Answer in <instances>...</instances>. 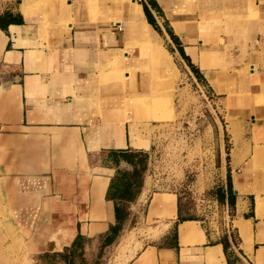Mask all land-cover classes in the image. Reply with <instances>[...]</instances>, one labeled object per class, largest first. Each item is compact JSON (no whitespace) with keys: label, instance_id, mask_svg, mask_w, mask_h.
<instances>
[{"label":"crops","instance_id":"obj_1","mask_svg":"<svg viewBox=\"0 0 264 264\" xmlns=\"http://www.w3.org/2000/svg\"><path fill=\"white\" fill-rule=\"evenodd\" d=\"M148 2L159 30L134 0L95 21L84 0L0 5V184L12 225L29 255L68 264V249L79 236L92 245L78 250L84 257L116 229L110 250L117 247L132 222L130 211L147 204L143 223L158 234L152 231L125 264H264V0ZM135 5L162 46L171 45L186 67L198 69L195 76L224 120L221 188L224 206L233 196L229 209L238 238L231 262L201 221L179 220L175 193L150 194L147 174L134 202L118 201L110 191L118 170L133 171L120 154H149L158 123L125 121L120 127L132 113L116 103L126 93H151L150 51L130 24ZM123 68L130 71L124 88ZM168 194L175 197L171 217L164 207ZM46 201L55 212H43ZM116 204L130 213L119 225ZM119 261L118 255L114 264Z\"/></svg>","mask_w":264,"mask_h":264},{"label":"rangeland","instance_id":"obj_2","mask_svg":"<svg viewBox=\"0 0 264 264\" xmlns=\"http://www.w3.org/2000/svg\"><path fill=\"white\" fill-rule=\"evenodd\" d=\"M7 1L0 0V5ZM39 1L41 4L51 5L56 0ZM84 1L88 3V8L94 14L92 21L98 18L106 20L120 7L112 0ZM134 1L144 6L150 4L148 0ZM138 24L141 33L136 32V34L150 51L152 59L149 73L151 93L149 96L126 93L116 103L132 113V115L127 114L120 127L123 131L125 121L144 123L127 120L131 119L134 113L143 112V110L149 117L145 125H150L151 121L158 122L154 124L156 127L152 128L154 146L149 152L147 183L151 187L150 194L155 191L175 193L180 199L183 215L186 218L201 221L209 233L217 234L221 240L224 236V204L219 203L216 196L224 183V155L228 149L225 142L227 135L224 130V120L213 102L209 89L198 80L189 64H187L188 69L181 62V58L173 54L171 45H166L171 54L169 58L170 54L162 46L161 37L160 41H156L157 48L146 44L142 38L145 36L152 38L153 27L147 21L146 23L138 21ZM125 59L128 58L125 57ZM152 62L161 75L158 74ZM129 73L128 69H120L119 79L123 88ZM139 101V108H134ZM137 139L141 141L140 136ZM146 205L142 207L143 209L130 211L133 216L132 222L122 241L117 247L109 249L105 259L99 261V264L104 262L114 264L118 255L119 264H125L147 244L145 238H150L152 233L158 234L155 232L158 230H150L143 223ZM128 240L133 241L131 243L133 245L130 244L133 248L128 247L129 249L125 251L124 247L127 246ZM86 244L92 247L90 242ZM27 246V241L24 242L23 238H18L17 229L12 225L0 184V264H62L64 262L55 257L29 255L32 254V250H29ZM130 249L131 254L134 255H130L131 257L127 259ZM97 252V249L91 248L88 256L84 257L86 252L77 251L71 264H97L95 259Z\"/></svg>","mask_w":264,"mask_h":264},{"label":"trees","instance_id":"obj_3","mask_svg":"<svg viewBox=\"0 0 264 264\" xmlns=\"http://www.w3.org/2000/svg\"><path fill=\"white\" fill-rule=\"evenodd\" d=\"M152 4L155 6L154 2H152ZM144 10H145L149 23L156 30H159L157 23L153 19L151 11L149 10L148 6L145 5ZM180 53L182 54L183 58L189 62V58L185 55L184 51L182 50L180 51ZM189 66L192 69L193 73L199 77L198 69L191 63H189ZM120 155H121L122 160L133 165V171L132 173H127V172L118 170L115 179L111 183L110 191H112L113 197L116 200L121 201V202L131 203V202H134L138 198L144 186V180H145L147 171L149 169L150 156L146 152H140V153L131 152L129 154L121 153ZM216 197L219 203L221 204L225 203V195H224L222 188L218 190ZM233 204H234L233 196L229 194L228 195V205L232 206ZM116 216H117V221L119 225L129 219L130 213L128 212L127 209L121 208V206L116 204ZM179 220L181 222L187 221V220H194V219L186 218L183 215V208H182L181 202L179 204ZM116 230L115 231L112 230L110 235L108 234L107 236H105V238L101 239L100 246L97 249L98 252L95 258L97 260L96 261L97 264H99V261L105 259V254H107V251L111 248L110 246L113 245L114 240H115L114 237L118 235L117 234L118 230L117 231ZM86 242H91V241L84 239L81 236H79L76 239V241L73 244V247L71 249H68V264H71V261L74 259V256H75V253L71 255H69V253L75 250L78 251V250L84 249ZM221 243L224 245L226 254L228 256V259L230 260L231 259V256H230L231 246L232 244H235V245L238 244V238L236 234H232L231 236H228L225 234L221 239Z\"/></svg>","mask_w":264,"mask_h":264},{"label":"bare ground","instance_id":"obj_4","mask_svg":"<svg viewBox=\"0 0 264 264\" xmlns=\"http://www.w3.org/2000/svg\"><path fill=\"white\" fill-rule=\"evenodd\" d=\"M113 2H115L117 5H119V6H121V4L123 3V0H112ZM131 22H130V24L132 23V26H133V28L135 29V31L137 32V33H141V31L138 29V26H139V24H138V21H143V23H146V21H145V16H144V13H143V11H142V8H141V6H133V7H131ZM151 33H152V38H149V37H144V38H142V40L146 43V44H149L150 45V47L152 46L153 48H157V40H161V38H160V36L153 30V29H151ZM157 41V42H156ZM142 101V100H141ZM136 105V104H135ZM139 106H140V101L137 103V105L136 106H134V108H139ZM143 106V105H142ZM141 106V107H142ZM142 109H143V107H142ZM138 111V110H137ZM135 112V111H134ZM131 119H127V120H132V121H134V122H145V121H147L148 119H149V117H148V115L146 114V112H144V110H143V112H141V111H139V112H136V113H134L133 114V117H130ZM139 143V142H138ZM137 143V144H138ZM139 145V144H138ZM164 207L166 208V211H167V216H169V217H171L172 215H173V208H174V205L172 204V201H174V199H175V197L174 196H172V195H165L164 196ZM156 203V202H155ZM53 203H50L49 204V202H45V204H44V208H43V212H45V213H49L50 211H53V212H55V210L53 209V210H50V206L52 205ZM60 231H61V229H60ZM60 233V232H59ZM135 240V239H134ZM133 242V241H132ZM130 240H128V242H127V246L126 247H124V250L126 251V249L128 248V247H131V249L133 248L131 245H133V244H131L132 243ZM135 242H136V240H135ZM135 242H134V244H135ZM131 244V245H130ZM130 245V246H129ZM137 245V244H136ZM129 249V248H128ZM131 249H130V253H129V257L127 258V259H129L131 256L130 255H134V254H131ZM124 254V253H123ZM120 256H122V255H120ZM123 260V259H122ZM125 261V260H124Z\"/></svg>","mask_w":264,"mask_h":264},{"label":"built area","instance_id":"obj_5","mask_svg":"<svg viewBox=\"0 0 264 264\" xmlns=\"http://www.w3.org/2000/svg\"><path fill=\"white\" fill-rule=\"evenodd\" d=\"M225 234L228 236L235 234V231L232 228V215L228 204L224 206V235Z\"/></svg>","mask_w":264,"mask_h":264}]
</instances>
